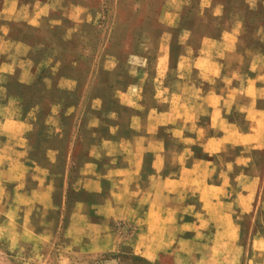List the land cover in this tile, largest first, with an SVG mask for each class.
Returning <instances> with one entry per match:
<instances>
[{
  "label": "crops",
  "instance_id": "0c3cea01",
  "mask_svg": "<svg viewBox=\"0 0 264 264\" xmlns=\"http://www.w3.org/2000/svg\"><path fill=\"white\" fill-rule=\"evenodd\" d=\"M205 1L201 14L209 8L210 1ZM54 3L0 0L2 173L8 181L22 178L18 198L44 206L61 187L57 177L66 167L60 164L65 124L58 118L45 120L34 148L28 149L32 111L40 104L21 115L24 92L40 77L34 62L43 65L48 59L43 65L48 72L36 87L43 95L57 91L53 117L74 108L60 98L76 91V81L61 75L60 53L45 54L39 61L29 58L33 45L25 36L12 35V23L24 20L26 27L38 30ZM218 9L213 8L214 17L221 13ZM201 26L185 38L180 34L175 45L182 51L171 65L168 44L158 42L154 73L136 72L130 90L120 93L129 98L118 102L120 112L105 126L97 118L85 119V128L97 132H86L79 140L83 147L68 178L75 197L67 226L75 236L91 237L108 229L97 214L129 222L135 227L133 245L149 260L166 249L181 256L195 254L189 264H241L244 253H250L248 264H264L263 215L257 216L262 228L250 232L244 245L236 221L254 206L264 210V52L255 53L240 40L239 21L230 27L218 22L213 34ZM95 98L100 103L93 108L100 110L102 98ZM34 150L45 160L30 161ZM34 171L30 186L26 174Z\"/></svg>",
  "mask_w": 264,
  "mask_h": 264
},
{
  "label": "rangeland",
  "instance_id": "374dc122",
  "mask_svg": "<svg viewBox=\"0 0 264 264\" xmlns=\"http://www.w3.org/2000/svg\"><path fill=\"white\" fill-rule=\"evenodd\" d=\"M34 1L19 0L23 5H31ZM204 1L55 0L38 30L26 27L24 20L12 23V35L18 38L25 36V40L33 45L28 52L32 60L39 61L45 54H61L63 68L60 73L76 81V91L72 94L63 93L60 98L61 102L74 104V108L61 109L50 117L57 91L43 95L36 87L44 71L48 72L44 63L49 62L48 59L43 65L40 64L42 62H34L40 77L24 92L21 115L27 114L36 103L40 105L38 110L32 111L33 130L26 136L27 146L30 150L34 148L40 124L47 119L58 118L65 124L60 143L63 150L60 164L66 167L64 173L57 177V184L61 186L57 190L58 194L50 205L44 206L29 204L25 198H18L21 191L16 186L22 178L16 175L15 180L8 181L2 173L6 163L3 160L0 162V264H85L118 250L152 264L194 262L195 254L181 256L166 249L160 250L153 260L147 259L150 257L142 253L144 257L135 248L133 238L123 237L132 229V225L104 215L97 214V221L107 223L105 235L97 232L91 237L82 233L75 236L74 229L69 231L67 226L70 202L75 197L68 178L72 171L70 165L76 157L74 152L83 147L79 140L86 132L95 133L97 129L87 130L85 119L96 121L97 118L105 126L116 112H120V101L129 98L127 95L120 97V93L130 90L136 81V72L154 73L159 41L168 44L171 65L172 59L182 51L180 46L175 45L180 34L185 38L200 24H203L201 29L205 26V33L213 34L218 22L230 27L239 21L240 40L253 52H264V0H206L210 1L209 8L201 14L200 7ZM213 8L223 12V15L220 13L214 17ZM201 33L202 30H199ZM63 37H67V41H63ZM146 57L151 59H148L147 66H143ZM139 81L137 79V83ZM95 97L102 98L100 111L94 109L100 103ZM36 154L34 150L30 161L39 157ZM36 175V171L26 174L25 182L29 176L31 186L32 177ZM260 191H257V197L261 196ZM88 197L90 199L93 196ZM261 214L264 217V210L260 211L259 207L254 206L248 216L236 220L242 245L246 243L250 232L262 228L257 222V216ZM249 257L250 253L247 256L244 253L241 264H248ZM106 264H114V261Z\"/></svg>",
  "mask_w": 264,
  "mask_h": 264
},
{
  "label": "trees",
  "instance_id": "16d2710c",
  "mask_svg": "<svg viewBox=\"0 0 264 264\" xmlns=\"http://www.w3.org/2000/svg\"><path fill=\"white\" fill-rule=\"evenodd\" d=\"M75 154H76V157L74 158V160L78 159L79 152L77 153L75 151L74 155ZM73 162L74 161H72L71 169H73V167H74ZM134 232H135V227L132 226V229H130L126 233L125 237L126 238H132ZM113 261H114V264H152V263H150L148 261H145L141 257L133 256V255L125 252L124 250H118L116 252L105 253V254H103V256L100 259H97V260H95L93 262L85 263V264H106L108 262H113Z\"/></svg>",
  "mask_w": 264,
  "mask_h": 264
}]
</instances>
